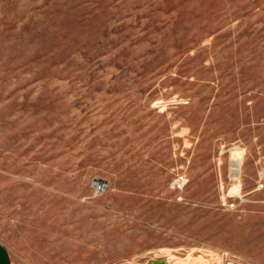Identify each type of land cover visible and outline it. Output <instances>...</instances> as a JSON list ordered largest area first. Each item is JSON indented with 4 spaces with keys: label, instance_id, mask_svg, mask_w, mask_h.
<instances>
[{
    "label": "rangeland",
    "instance_id": "374dc122",
    "mask_svg": "<svg viewBox=\"0 0 264 264\" xmlns=\"http://www.w3.org/2000/svg\"><path fill=\"white\" fill-rule=\"evenodd\" d=\"M263 169L264 0H0L15 264H264Z\"/></svg>",
    "mask_w": 264,
    "mask_h": 264
},
{
    "label": "bare ground",
    "instance_id": "6f19581e",
    "mask_svg": "<svg viewBox=\"0 0 264 264\" xmlns=\"http://www.w3.org/2000/svg\"><path fill=\"white\" fill-rule=\"evenodd\" d=\"M231 152H232V160H233V163H232V171L230 173L231 177L234 178V179H238L239 178V173H240V163H241V154H242V151H240L238 149V147H233L231 148ZM263 172H264V169H263ZM97 187H100V182H95L94 183ZM239 189V185L238 184H234L233 186L230 187V194L233 193L234 195H236L237 191ZM172 254H168V258L171 259L172 258ZM231 263V262H230Z\"/></svg>",
    "mask_w": 264,
    "mask_h": 264
},
{
    "label": "crops",
    "instance_id": "0c3cea01",
    "mask_svg": "<svg viewBox=\"0 0 264 264\" xmlns=\"http://www.w3.org/2000/svg\"><path fill=\"white\" fill-rule=\"evenodd\" d=\"M0 264H15L11 254V250L1 239H0Z\"/></svg>",
    "mask_w": 264,
    "mask_h": 264
},
{
    "label": "built area",
    "instance_id": "2783aa9c",
    "mask_svg": "<svg viewBox=\"0 0 264 264\" xmlns=\"http://www.w3.org/2000/svg\"><path fill=\"white\" fill-rule=\"evenodd\" d=\"M263 178H264V172H263V170H262V171L260 172V180H259V182H258V184H257V188H261V187H263V185H264V182L262 181Z\"/></svg>",
    "mask_w": 264,
    "mask_h": 264
}]
</instances>
